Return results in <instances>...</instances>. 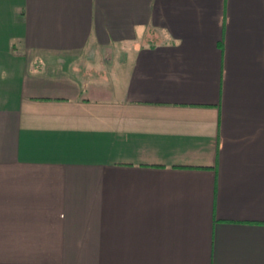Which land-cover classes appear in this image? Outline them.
<instances>
[{
  "label": "crops",
  "instance_id": "obj_1",
  "mask_svg": "<svg viewBox=\"0 0 264 264\" xmlns=\"http://www.w3.org/2000/svg\"><path fill=\"white\" fill-rule=\"evenodd\" d=\"M0 264H264V0H0Z\"/></svg>",
  "mask_w": 264,
  "mask_h": 264
},
{
  "label": "rangeland",
  "instance_id": "obj_2",
  "mask_svg": "<svg viewBox=\"0 0 264 264\" xmlns=\"http://www.w3.org/2000/svg\"><path fill=\"white\" fill-rule=\"evenodd\" d=\"M114 53L115 54L113 55V62L118 58V54H119L117 51H115Z\"/></svg>",
  "mask_w": 264,
  "mask_h": 264
}]
</instances>
